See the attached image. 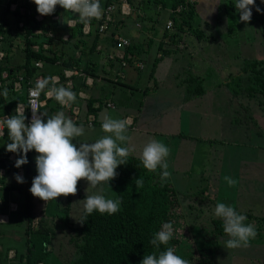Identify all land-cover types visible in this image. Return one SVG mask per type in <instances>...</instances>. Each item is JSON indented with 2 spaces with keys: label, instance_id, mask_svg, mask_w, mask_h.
<instances>
[{
  "label": "crops",
  "instance_id": "1",
  "mask_svg": "<svg viewBox=\"0 0 264 264\" xmlns=\"http://www.w3.org/2000/svg\"><path fill=\"white\" fill-rule=\"evenodd\" d=\"M132 1L131 4L128 0H100L103 10L110 4L116 9L103 32L98 31L97 23L104 11L100 19L88 23L89 33L84 34L90 35L87 47L98 36L95 48L91 53L84 49V56L80 50L75 51V59L79 60L77 67L48 66V75L57 78L56 87H71L77 93L76 101L70 106H57L55 99L49 96L51 116L63 111L78 126L83 125L85 134L74 143H91L106 135L101 128L105 114L115 119L130 117L127 143L135 149L127 157L130 159H139L143 146L153 138L165 143L171 150L167 157L171 181L182 201L181 223L186 219L189 224L201 219L206 223L212 219L223 222L214 215L217 202L236 208L237 202L242 201L244 212L252 215L250 202L256 196L257 200L264 199V190L259 189V182L264 183L261 171H264V91L257 82L260 79L258 70L264 65V45L261 42L262 53L258 52L256 60L248 56L241 58L239 52L230 54L223 43L221 47L229 54L217 50L208 53L198 46L194 31L213 34L220 40L231 32L235 34L220 22V18L230 12L224 3H229L231 12L235 11L231 0H187L189 5H194L191 17L178 16L182 8L177 10L178 5L172 9L175 0ZM170 14L176 17L180 28L175 26ZM58 18L60 25L70 28L80 19L76 13L65 11ZM169 20L173 22L172 29H166ZM118 38L127 40L129 46L116 49ZM17 50V55L9 57L13 67L23 63L22 54L18 53L22 44ZM118 55H123L125 66H121ZM41 69L46 71L43 64ZM32 72V78L40 74L34 69ZM25 97V90L15 92L9 103L24 102ZM109 103L112 107L106 106ZM75 109L77 115L73 114ZM90 119L91 125L88 124ZM5 148H0V158H4ZM36 155L33 150V178L37 174ZM15 159L10 153L8 160ZM17 172L24 178L23 168L15 173L0 169V178L4 180V185L0 186V206L4 204L2 196L6 197V211L0 212V264H24L28 249L32 247V253L38 255L39 242L45 243V239L35 233V228L28 229L25 218L20 216L22 194L5 190V186L18 183L14 179ZM225 175L236 179L237 185L228 187L223 179ZM79 185L86 189L87 181L81 180ZM110 185L116 193L109 182ZM187 195L198 196L192 198L196 200V209H193L192 200H185ZM12 203L17 205L16 212H8ZM44 203L48 210V202ZM187 209L193 213V218H188ZM260 216L264 219V212ZM222 237L218 235L217 239ZM57 239L60 241V236L49 245L47 242L41 256L45 264H61L57 259L60 258ZM65 249L70 251V247Z\"/></svg>",
  "mask_w": 264,
  "mask_h": 264
},
{
  "label": "trees",
  "instance_id": "2",
  "mask_svg": "<svg viewBox=\"0 0 264 264\" xmlns=\"http://www.w3.org/2000/svg\"><path fill=\"white\" fill-rule=\"evenodd\" d=\"M128 1L131 4L133 2L132 0ZM8 5L9 3L6 4V7H2V0H0V35L3 36L2 40H0V49L4 54L0 60V116L15 114L16 104L9 103L11 96L14 94L12 90L14 76L19 74L26 79H31L34 76L32 72L34 69L39 71L44 79L51 76L48 75V66L53 67L59 64L63 68L77 67L79 60L75 59V51L80 50L81 56H84L85 53L83 51L87 48L90 50L88 52L91 53L96 46V37H98L95 36L93 38L94 42L87 47L89 43L87 38L90 35L86 36L82 32L83 20L79 19L75 26L70 28L60 25L58 20L52 19L65 11L59 6L56 7L52 15L42 16V20L37 21L34 18L38 14L34 3L25 5L27 13L24 15H19L17 11H8ZM178 5L182 6L178 16L186 15L191 17L194 12V5H189L187 0H175L172 4V9L175 10ZM170 15L174 20L175 26L180 28L176 22V17L173 14ZM20 21L23 23L22 27H18V22ZM94 21L92 19L90 23L92 24ZM262 27L264 28V19L262 20ZM34 30H40L41 33L35 34ZM64 36H67L66 40L63 39ZM172 36L174 37V35ZM45 42L48 44V49L46 50L42 47ZM21 44L22 50L18 53L21 52L23 63L13 67L9 57L12 51H18V46ZM32 45H38L39 50L37 52L33 51L31 49ZM130 53L134 55L131 50ZM62 59L63 61L61 62ZM38 61L42 62L46 71L41 69L42 72L35 67V62ZM156 62L157 60H155L154 64ZM263 64L264 61L262 62ZM3 73H7L6 78L2 77ZM258 73L260 79L257 82L260 83L261 89L264 91V65L258 70ZM60 76L64 81L63 74H60ZM33 85L35 84H29V86ZM51 87L52 83L50 82L49 86L41 91V98H44L45 92L49 91ZM5 89L8 90L7 97L3 95ZM56 105L59 106L57 101ZM88 107H90V103H88ZM41 111L45 115L43 117L45 120L51 117L53 109H48V100L46 106L41 108ZM25 116H28V111ZM27 122L26 119L25 123L28 124ZM0 140L9 141L6 128ZM10 153L6 151L4 158H0V169H4L8 173H15L18 168L14 166L15 161L8 160ZM31 153L32 151L27 154L28 163L20 167L24 169V182L5 186V190L8 192L16 190L22 194L23 203L20 206V216L25 218L24 220L29 230L35 228V233L41 236L43 240L45 239V243L43 241L39 242L38 255L32 253V247L28 249L25 264H45V260L41 256L46 250L47 242L49 245L55 239V227H53L55 225L60 226L61 229L59 230L63 232L61 234L66 246L73 248L74 252H67L70 254L68 255L69 261L64 264H141L144 256L153 252L164 251L168 246L175 247L176 254L180 255L179 246L183 243V239L179 226H183L187 222L183 219L184 222H180V216H182L181 198H179L171 178L164 181L163 184L161 183L160 172L162 170L160 168L155 172H149L143 167L140 159L127 158V163L120 165L116 169L118 173L116 178L109 181L116 190L117 198L122 201L120 211L112 215L94 211L90 216L86 217L84 223L77 222L74 225L69 219L70 196L64 199L56 198L55 200L47 201L48 210H46L44 201L30 193L29 189L34 176L31 171L33 162ZM14 155L17 159L18 154ZM136 178L143 179L142 187L135 186ZM2 185H4V180L0 178V186ZM197 197V195H187L185 200L190 201L192 198ZM2 199L4 204L0 206V212H5L6 197L2 196ZM195 201V199L192 200V205L196 204L194 203ZM81 215L82 212L78 220L81 219ZM167 222L172 223L174 229L173 238L167 246L160 245L159 248H156L151 245L150 241L154 234L161 229L162 225ZM210 224H212L213 232L216 236L226 235L223 231V222L221 220L212 219ZM61 240L57 242V245H63L60 244ZM214 244L218 246V243L215 242ZM192 258V255H190L187 260L190 262ZM208 260V257L202 258L199 264H205ZM209 263L210 261H208Z\"/></svg>",
  "mask_w": 264,
  "mask_h": 264
},
{
  "label": "clouds",
  "instance_id": "3",
  "mask_svg": "<svg viewBox=\"0 0 264 264\" xmlns=\"http://www.w3.org/2000/svg\"><path fill=\"white\" fill-rule=\"evenodd\" d=\"M32 2L41 16L52 15L59 6L65 12L76 13L85 23H90L92 19H100L103 13L100 0H32ZM261 2L264 3V0ZM234 7L240 13V21L248 23L252 17L251 9L255 7V0H236ZM256 11L259 13L262 10L256 7ZM2 55L0 53V56ZM56 80L57 78L51 76L41 79L37 83V89L43 91L51 82L52 87L48 94L59 104L70 106L76 101L77 93L72 91L71 87H56ZM3 95L7 97V89ZM31 110L32 118L28 124L25 123L27 117L24 109L18 105L14 115L0 119V135H4L6 128L10 141L6 144L5 150L18 154L14 164L16 168L28 163L27 154L30 151L34 150L37 154L35 157L37 174L32 179L30 193L45 202L60 196H74L78 192V183L85 180L88 185L85 189V198L73 204L80 205L81 208V219H76L79 223H84L86 217L94 211L109 215L119 212L122 201L119 198H108L104 186L110 190L108 184L118 175L116 169L126 164L127 157L135 151L127 143L131 118L115 119L105 114L101 128L106 135L91 143H74L76 138L85 134L83 125L78 126L71 118L66 117L63 111L45 120L44 114L37 115L38 105ZM170 151L165 143L153 138L143 146L139 156L143 167L149 172H155L158 168L162 170L160 172L162 184L171 178L167 163ZM14 179L18 183L24 182L23 176L19 174H14ZM223 179L228 187H235L238 183L228 175ZM135 186L142 187L143 179L136 178ZM214 215L223 220V231L229 237L225 241L226 248L247 247L250 240L257 235L255 225L246 224L247 217L238 213L231 205L217 202ZM173 235L172 223H164L150 243L156 248L160 245L167 246ZM141 264H189V261L177 255L175 247L168 246L164 251L144 256Z\"/></svg>",
  "mask_w": 264,
  "mask_h": 264
},
{
  "label": "rangeland",
  "instance_id": "4",
  "mask_svg": "<svg viewBox=\"0 0 264 264\" xmlns=\"http://www.w3.org/2000/svg\"><path fill=\"white\" fill-rule=\"evenodd\" d=\"M231 3L234 6L235 1L231 0ZM257 3L258 1L255 0V7H252L251 9L252 17L248 23L240 21V13L236 10V8L234 12H231L232 8L229 3H224V5L228 6L230 12L226 17H221L220 22H224V25H228L231 31H235V34L233 35V33L231 32L229 35H224L223 37H220L219 35V37L221 38L220 40L213 34L210 36V34H206L203 31H194V34L197 35L198 46L202 47V50L208 53L215 52L216 50L217 52H223L225 55L229 53L234 54L239 52L240 57L248 56V59L252 60L253 58L254 60H256L259 57L258 52L261 51L262 53V36L260 31L258 30L260 25L258 23V15L256 13V7L258 6ZM223 19L225 20L223 21ZM159 28L160 25L157 24V29ZM205 43H212L213 45L207 44L208 46L206 47ZM222 43L229 48V53L225 51L223 47H221ZM239 44H241L240 49ZM18 48H20V46H18ZM15 52L16 51L11 52V54L17 55L15 54ZM231 58V61L234 62L232 55ZM254 67L256 68V65H254ZM7 143H9L8 140H0V148L6 146ZM261 171L264 173L263 170ZM259 183V189L264 190V183ZM78 188L79 189L76 195H70L71 204L69 219L74 225L78 222L77 220L79 218V215L81 214V208L80 205L73 204L76 201L83 200L85 198V188H82V186L80 185L78 186ZM109 188L113 193H115L111 185L109 186ZM110 190L105 187V192L108 198L117 199L116 193L113 194ZM80 191L82 192V194H80ZM241 197H243V195ZM256 198L258 197L256 196ZM256 198L250 202V207L252 209V211H250V214L252 215H247L244 212V210L246 211V208L241 205L242 201H238L237 207L234 208L238 213L243 214L247 217V220L245 221L246 224L253 223L255 225L257 235L254 239L250 240L247 247H239L234 249L226 248L225 241L229 239V237L225 235L222 238L217 239L218 236H216V234L213 232L214 228L212 224H210V222L206 223V220L201 219V221L198 223L197 221H195V223H186L185 225L183 224V226H179L181 228V237L183 239V243H181L179 246L180 256L184 259H188L190 255H192L193 258L189 262V264H199L201 262V259L205 257L209 258V264H263L264 261L262 256L264 253V247H262V244H264V219H260L262 218L260 215L264 212V199L257 200ZM197 207L198 206L194 205L193 209H196ZM186 211V213L188 214V218H193V213H191L189 209H187ZM53 227H55L54 230L58 231V233L60 234L59 235L55 232V238L58 236L62 238L63 232L62 230H59L61 229L60 226L55 225ZM215 242L218 243V246L214 244ZM60 244L63 245H58L57 253L60 255V258L62 257V261L60 260V258L57 259L61 264H64L69 261L68 255L70 254L67 253L65 249L66 243L63 238ZM69 252L74 253L73 248L70 247ZM208 261L205 262V264H208Z\"/></svg>",
  "mask_w": 264,
  "mask_h": 264
},
{
  "label": "built area",
  "instance_id": "5",
  "mask_svg": "<svg viewBox=\"0 0 264 264\" xmlns=\"http://www.w3.org/2000/svg\"><path fill=\"white\" fill-rule=\"evenodd\" d=\"M7 3H9V5L7 7L8 11H10V12H16L17 11L19 15H24L25 13H27L25 5L29 4V3H33V2H32V0H3L2 7H6ZM181 8H182V6L179 5L177 7V10H180ZM115 9H116L115 6L111 5V4L108 5L106 8H104L103 17L100 19V22L98 24V31L99 32H103L106 29L108 23L111 21L110 15L112 14V12ZM34 18L37 21L42 20V16L40 14L35 15ZM52 19L58 20L59 18H58V16H54ZM22 26H23V23L21 21L18 22V27H22ZM172 26H173V22L171 20H169L166 24V29H172ZM82 32H83V34L89 33L88 23H85L83 25ZM34 33L40 34L41 31L40 30H34ZM48 35L52 36L51 34H48ZM2 37L3 36L0 35V40H2ZM64 39H67V36ZM128 46H129V42L123 38H118L117 41L115 42L116 49L117 48L122 49V48H125ZM42 47L44 50H46V49H48V44L45 42L42 44ZM31 49L33 51L37 52L39 50V46L38 45H32ZM0 53L3 54V51L1 49H0ZM3 55L0 56V60L3 58ZM117 58H119V60L121 62V66L126 65V64H124L123 55H118ZM109 59H113V56H109ZM35 67L38 69H41L42 68V62H40V61L35 62ZM65 74H67V72H65ZM3 76H4L3 78H6L7 74H5ZM41 79H43V77L40 74L34 78H31V79L30 78L26 79L23 75H19V74L13 77V86H12L13 92L18 93V92H21L22 90H25V92H26L25 101L16 104L15 109L17 108V105H18L20 108L24 109V114H26V112L28 111V116H27L28 122L27 123H30L31 118H32V110L31 109L36 107L37 105L39 106V112L37 113V115L44 114L43 111H41V108H44L46 106L48 97L50 96L48 94L49 91H46L44 98H41V91H39L37 89V83ZM30 83H34L35 85L29 86ZM106 106L112 107V104L109 103ZM73 114L77 115V109L73 110ZM6 117H8V116L3 115V116H0V119L6 118ZM91 121L92 120L90 119L88 122L89 125H91V123H92ZM2 137H3V135H0V138H2ZM17 174H19V172H17ZM19 175L23 176L22 174H19ZM16 211H17V205L14 203L9 204L8 212H16ZM10 259H12V258L10 257ZM24 264H25V262H24ZM37 264H43V263H37Z\"/></svg>",
  "mask_w": 264,
  "mask_h": 264
},
{
  "label": "flooded vegetation",
  "instance_id": "6",
  "mask_svg": "<svg viewBox=\"0 0 264 264\" xmlns=\"http://www.w3.org/2000/svg\"><path fill=\"white\" fill-rule=\"evenodd\" d=\"M257 7L258 8H260L262 11L261 12H259V14H258V12H256L257 13V15H258V18H257V20H258V23H259V25H260V27H259V31H260V33H261V36H262V44L264 45V37H263V34H264V28L262 27V20L264 19L263 17H264V3H262L261 2V0H259L258 1V3H257ZM263 255H264V253H263ZM262 258H263V256H262ZM261 258V259H262Z\"/></svg>",
  "mask_w": 264,
  "mask_h": 264
},
{
  "label": "water",
  "instance_id": "7",
  "mask_svg": "<svg viewBox=\"0 0 264 264\" xmlns=\"http://www.w3.org/2000/svg\"><path fill=\"white\" fill-rule=\"evenodd\" d=\"M33 71V70H32Z\"/></svg>",
  "mask_w": 264,
  "mask_h": 264
}]
</instances>
